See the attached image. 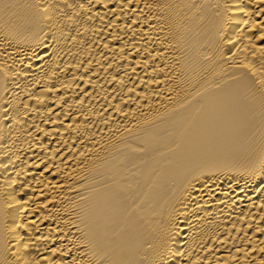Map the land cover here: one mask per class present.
Returning <instances> with one entry per match:
<instances>
[{"label":"bare ground","instance_id":"1","mask_svg":"<svg viewBox=\"0 0 264 264\" xmlns=\"http://www.w3.org/2000/svg\"><path fill=\"white\" fill-rule=\"evenodd\" d=\"M0 264H264V0H0Z\"/></svg>","mask_w":264,"mask_h":264}]
</instances>
